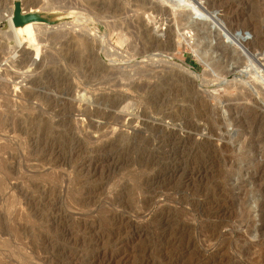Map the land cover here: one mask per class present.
<instances>
[{"label":"rangeland","instance_id":"rangeland-1","mask_svg":"<svg viewBox=\"0 0 264 264\" xmlns=\"http://www.w3.org/2000/svg\"><path fill=\"white\" fill-rule=\"evenodd\" d=\"M161 2L0 0V264H264V0Z\"/></svg>","mask_w":264,"mask_h":264},{"label":"bare ground","instance_id":"bare-ground-1","mask_svg":"<svg viewBox=\"0 0 264 264\" xmlns=\"http://www.w3.org/2000/svg\"><path fill=\"white\" fill-rule=\"evenodd\" d=\"M162 2H161V4L163 3V2H166V1H168V0H161ZM150 4H151V2H150ZM149 4V5H150ZM160 4V6L162 7V5ZM159 6V7H160ZM160 7V8H161ZM152 8V7H151ZM157 8H158V6H157ZM165 8V7H164ZM163 8V9H164ZM158 10V9H157ZM159 11H163V10H159ZM157 13H159V12H157ZM161 14V13H160ZM164 14V13H163ZM167 14V13H166ZM10 16V15H9ZM8 16V17H9ZM177 18V17H176ZM160 19V18H159ZM156 21V20H155ZM158 22V21H157ZM7 24H8V27L10 28V30H11V36L13 37V39L15 40V45H17V47L18 48H20V47H22V44L24 43V41H25V39H24V35H26L27 36V38L30 40V41H32V42H35L36 41V39H35V27H34V22L33 21H29V20H26V19H22V20H17L16 22H14V20L11 18V17H9L8 18V20H7V22H6ZM147 25H149V24H147ZM167 25V24H166ZM161 27V26H160ZM165 28H167V27H165ZM167 32V31H166ZM167 36H166V41H168V40H170V38H171V31H168L167 32V34H166ZM165 36V35H164ZM161 40V39H160ZM171 41V40H170ZM78 42H81L82 43V45L84 44V41H82V39L81 38H79L78 39ZM157 42V41H156ZM148 47V46H147ZM161 47V46H160ZM33 50L35 51V53H36V55L38 56V54H39V47L38 46H35L34 48H33ZM144 50H146V49H144ZM82 51V50H81ZM77 53V52H76ZM79 54V53H78ZM80 54H81V52H80ZM142 54V53H141ZM75 55V54H74ZM74 58H76L75 56H74ZM81 58V57H80ZM30 59V58H29ZM69 61H70V58H69ZM76 64H78V62H79V60H77V59H74L73 60ZM72 61V62H73ZM75 64V65H76ZM187 66V65H186ZM194 70V69H193ZM202 100V99H201ZM194 102H196V101H194ZM193 102V103H194ZM201 102V101H200ZM203 102H204V100H203ZM196 104V103H195ZM204 104H206V102L204 103ZM203 104V105H204ZM198 105V104H197ZM202 105V104H201ZM200 105V106H201ZM199 107V106H198ZM254 110V109H253ZM255 113V112H254ZM203 114H205V113H203ZM203 114H201V115H203ZM200 115V116H201ZM242 117V116H241ZM63 120V119H62ZM65 122H66V120H64ZM42 123V122H41ZM61 124V123H60ZM72 125V124H71ZM74 125H76L77 126V124H73L72 125V127L70 126V130H72V129H78V128H76V126H74ZM39 126V125H38ZM42 127H40L39 129L41 130V131H43V132H45V130L47 129V126L48 127H50L51 125L50 124H48L47 125V123H44V125H41ZM66 126V125H65ZM53 128V127H52ZM67 128V127H66ZM23 127L22 126H20V129H19V131L20 130H22L23 131ZM45 129V130H44ZM26 130V129H25ZM25 130H24V133H26L25 132ZM70 130H68L67 129V131H65V134L68 132H70ZM32 131V130H31ZM36 131H37V129H36ZM38 132H39V130H38ZM32 133V132H31ZM67 133V134H68ZM1 149V148H0ZM2 150V149H1ZM4 164V163H3ZM0 165H1V162H0ZM2 166H4V165H2Z\"/></svg>","mask_w":264,"mask_h":264},{"label":"water","instance_id":"water-1","mask_svg":"<svg viewBox=\"0 0 264 264\" xmlns=\"http://www.w3.org/2000/svg\"><path fill=\"white\" fill-rule=\"evenodd\" d=\"M26 19V20H31V21H36L38 22L39 20H41V18L39 16L36 15H30V14H26V15H21L20 12L16 9L15 13H14V17L13 20L14 22H16L18 19Z\"/></svg>","mask_w":264,"mask_h":264},{"label":"trees","instance_id":"trees-1","mask_svg":"<svg viewBox=\"0 0 264 264\" xmlns=\"http://www.w3.org/2000/svg\"><path fill=\"white\" fill-rule=\"evenodd\" d=\"M188 61L192 62L190 58H188Z\"/></svg>","mask_w":264,"mask_h":264}]
</instances>
